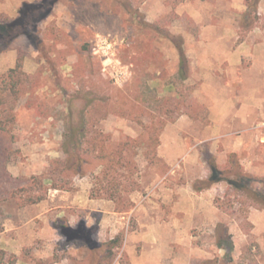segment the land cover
<instances>
[{
    "label": "rangeland",
    "instance_id": "obj_1",
    "mask_svg": "<svg viewBox=\"0 0 264 264\" xmlns=\"http://www.w3.org/2000/svg\"><path fill=\"white\" fill-rule=\"evenodd\" d=\"M249 11L0 0L8 264H264V0ZM82 113L84 147L103 144L105 158L84 151L78 168L62 141ZM212 163L242 170L243 189L207 184ZM227 235L230 250L217 246Z\"/></svg>",
    "mask_w": 264,
    "mask_h": 264
},
{
    "label": "trees",
    "instance_id": "obj_2",
    "mask_svg": "<svg viewBox=\"0 0 264 264\" xmlns=\"http://www.w3.org/2000/svg\"><path fill=\"white\" fill-rule=\"evenodd\" d=\"M248 5L250 8V11L248 13H246L247 16L250 14L252 9L254 8V0H248ZM9 28H11V26H9V25L8 26L0 25V32L5 33V31H7ZM178 51H179V65H180L179 71L183 76V66H185L186 59H185V55H184L181 47H178ZM13 71L14 70H12V72ZM5 91H6V88H3L0 90V103L1 104H3L5 102L6 97L8 96V93L6 94ZM11 93H16V90L14 88H11ZM84 121H85V116L82 113L78 123L70 125L69 131H68V133H66L64 135L65 137L62 141L63 151L66 154H68L69 157L71 156V157L75 158V162L77 163L78 168H81V166H82L83 159L80 157V154L84 151L94 154L95 157H97V158H105V154L102 152L104 149L103 144L98 145V143L96 141H93V142H88L90 144H87V145H89L87 148L84 147L83 141H84V138L86 136V132L84 130ZM99 148H100V150H99ZM122 149L123 148H121L119 150L120 151L119 155H118L119 160L123 159V155L121 154ZM120 163H122V160H120ZM111 165H112V163H109L107 165L108 169L106 166V170H104V172H103L104 179L107 181V187L113 184V180H111V178H109V176H108L109 167ZM210 168H211V173L207 177V179H205V182H208L207 184H210V183L216 182V181H220V180H225L232 187H234L236 190H242L243 189L244 185L241 183V181L246 176H245V173H243L242 170H240L239 168H237V170H234L233 172L232 171L229 172L228 175L224 174L225 171L222 169H219L213 163H212ZM231 174L232 175L234 174L233 177L230 176ZM107 189H109V188H107ZM195 189H198V188H195ZM109 198H111V199L115 198V193L110 192ZM78 231H80V229ZM217 246L226 248L227 250H230L232 248V241L230 240L229 235H227L224 238H220L217 241ZM5 255H6V251L4 249L0 248V264H6L9 262H11V263L14 262V257H15L14 255H12V259L10 261H6L4 259Z\"/></svg>",
    "mask_w": 264,
    "mask_h": 264
},
{
    "label": "crops",
    "instance_id": "obj_3",
    "mask_svg": "<svg viewBox=\"0 0 264 264\" xmlns=\"http://www.w3.org/2000/svg\"><path fill=\"white\" fill-rule=\"evenodd\" d=\"M6 230H7V229H6ZM13 252H14V253H15V255L17 256V254H16L17 252H16V251H13ZM7 264H8V263H7Z\"/></svg>",
    "mask_w": 264,
    "mask_h": 264
}]
</instances>
